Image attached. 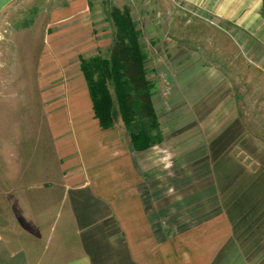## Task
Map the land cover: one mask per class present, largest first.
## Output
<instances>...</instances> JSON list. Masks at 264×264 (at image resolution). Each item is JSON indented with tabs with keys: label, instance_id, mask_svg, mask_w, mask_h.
<instances>
[{
	"label": "crops",
	"instance_id": "1",
	"mask_svg": "<svg viewBox=\"0 0 264 264\" xmlns=\"http://www.w3.org/2000/svg\"><path fill=\"white\" fill-rule=\"evenodd\" d=\"M166 4L175 14L212 19L230 32V65L238 67L236 55L242 57L249 95H262L258 110L264 112V0ZM92 7L91 0H67L45 12L51 28L45 42L55 65L48 64L46 73L54 72L39 89L46 94L56 157L46 152L44 164L27 167V177L25 168L18 182L15 167L2 168L0 264H264V185L257 183L264 178V147L247 131L229 74L172 37L153 36L152 46L142 39L147 73L163 80L160 88L148 74L165 130L162 143L134 150L122 116L113 128L101 127L81 70V52L91 47L103 55L107 46L108 55L113 44V20L103 27L105 40ZM186 84L206 87L189 90L185 106L167 101ZM186 111L205 132L201 141L175 124ZM247 120L264 128V116ZM9 126L15 145V125ZM235 144L262 167L242 188L235 181L250 180L251 170L234 155Z\"/></svg>",
	"mask_w": 264,
	"mask_h": 264
},
{
	"label": "rangeland",
	"instance_id": "2",
	"mask_svg": "<svg viewBox=\"0 0 264 264\" xmlns=\"http://www.w3.org/2000/svg\"><path fill=\"white\" fill-rule=\"evenodd\" d=\"M66 1L14 0L0 14V172L7 164H11L16 169V182L23 177L25 168L27 177V167L30 166V170H33L38 167L37 163L40 161L44 164V160L40 157L44 156L46 152L51 154L53 158L56 157L57 149L54 141L56 135L52 136L55 134L53 127L50 125L49 119L45 118L46 103L44 100L46 94L41 93L39 86L54 72L50 70L52 71L50 75L46 73L48 64L55 65L48 45H46L48 30L50 31L51 28L48 25L50 23L49 17L47 14L45 15V12L50 9L51 5L63 4ZM166 2L167 0H91L96 31L107 40L108 32H104L103 27L107 25V18L113 20V9L118 7L121 10L129 9L139 27L144 28L142 39L147 42L148 46L151 45L149 43L151 37L162 38L163 35L185 44L189 51L191 50L194 55L199 54L209 66L219 67L226 71L227 75L229 74L234 87L233 100L235 99V103L240 108V113L245 115V118L264 116V112L258 110V103H260L262 95H249V81L247 72L243 71L246 66L241 60L242 57L236 55L239 69L237 66L230 65V60L235 56L230 32L212 19L193 16L190 13L184 14L180 11L175 14L173 10L175 7H171ZM27 20L34 21L29 27H24L23 24ZM111 22L114 24V21ZM175 24L177 25L174 27ZM188 24L191 25L188 27ZM42 39L44 42H41ZM90 48L81 52V55L88 57L96 54L94 51L92 52L94 49L91 50ZM156 48L160 50L161 46ZM107 50V46L101 47L100 51L103 56H107ZM224 51H227V55ZM157 55L160 56V54ZM148 74L156 84L160 82L159 87L161 88L163 80L157 79L158 75L155 73L153 75L151 70ZM53 83H51L52 86ZM191 86L192 84H186L180 91L178 90V93L168 94L167 101L185 106L190 100L188 93L192 90H203L206 84L190 90ZM213 88L214 86L209 90ZM179 117L175 124L180 126L181 134L195 133L201 141L205 132L201 131L200 124L191 116V112H182ZM261 121L263 122V120ZM245 122L249 125L248 121ZM246 123L245 126L247 127ZM11 124L15 125L17 137L15 145L11 139L12 133H9L11 129L9 125ZM165 127L168 128L166 124ZM163 129L165 130L164 126ZM251 129L253 132L247 128L249 134L257 138L260 145L264 147V128L251 126ZM232 148H235L234 155L245 165L248 173L251 170L250 180L249 177L243 176L235 181V185L242 188L249 181L255 182L252 178L258 177L257 174H262L259 173L262 167L252 154L248 155L241 148L238 149V144ZM50 160L51 158L47 160L49 166H51ZM233 171L234 169L227 173ZM230 176L231 174L224 175L227 182L230 181ZM2 180L4 179L0 175V182ZM257 183L264 185V178ZM20 186L16 184V189ZM3 189L5 188L2 185L0 190ZM246 200L247 198L243 203H246Z\"/></svg>",
	"mask_w": 264,
	"mask_h": 264
},
{
	"label": "trees",
	"instance_id": "3",
	"mask_svg": "<svg viewBox=\"0 0 264 264\" xmlns=\"http://www.w3.org/2000/svg\"><path fill=\"white\" fill-rule=\"evenodd\" d=\"M113 12L115 29L110 53L81 55V70L101 127L113 128L122 116L132 148L145 150L164 141L163 124L153 105L155 85L147 73L148 54L142 30L131 11L118 7ZM33 21L27 20L23 26L29 27ZM251 126L247 128L253 132Z\"/></svg>",
	"mask_w": 264,
	"mask_h": 264
},
{
	"label": "water",
	"instance_id": "4",
	"mask_svg": "<svg viewBox=\"0 0 264 264\" xmlns=\"http://www.w3.org/2000/svg\"><path fill=\"white\" fill-rule=\"evenodd\" d=\"M14 0H0V14L2 13L3 9L8 6Z\"/></svg>",
	"mask_w": 264,
	"mask_h": 264
}]
</instances>
